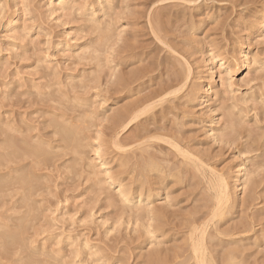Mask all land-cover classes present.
I'll return each mask as SVG.
<instances>
[{"label":"rangeland","instance_id":"obj_1","mask_svg":"<svg viewBox=\"0 0 264 264\" xmlns=\"http://www.w3.org/2000/svg\"><path fill=\"white\" fill-rule=\"evenodd\" d=\"M77 5L65 14L56 12L50 0H0V264H196L191 236L211 218L214 197L205 176L210 171L228 182L231 199L223 217L206 228L210 258L216 264H264V31L252 30L264 0H77ZM92 18L100 22L93 25ZM222 62L234 70L231 79L219 71ZM131 71L142 75L129 79ZM165 91L168 99L158 103ZM141 104L153 105L148 120H140L141 129L138 124L135 131L118 133L112 117L139 110ZM60 123L62 132L56 129ZM76 125L87 128L83 138ZM68 126L84 139L75 142L85 152L75 142L74 152L64 139ZM154 136L164 138L155 144ZM16 143L26 148L16 149ZM41 145L47 146L46 155ZM36 146L41 157L33 156L40 154ZM96 150L112 180L101 172ZM38 157L37 163L46 157V168L34 162ZM243 162L247 169L240 178ZM113 181L125 192L131 185L127 192L135 198L153 194L156 214L123 205Z\"/></svg>","mask_w":264,"mask_h":264},{"label":"bare ground","instance_id":"obj_2","mask_svg":"<svg viewBox=\"0 0 264 264\" xmlns=\"http://www.w3.org/2000/svg\"><path fill=\"white\" fill-rule=\"evenodd\" d=\"M58 1V5H56L55 4V0H50V2H51V6L52 5H56L55 7H53V8H55V11L57 12V11H60V12H64L65 14H66V11H68V9H70L71 10V8H76V7H78V5H77V0H56V2ZM108 3V2H107ZM112 3H113V1H112ZM111 5V4H110ZM109 6V5H108ZM26 7V6H25ZM90 7V6H89ZM111 7V6H110ZM2 8V7H1ZM27 10V9H26ZM48 10V9H47ZM54 10V9H53ZM69 10V11H70ZM106 10V9H105ZM116 10V9H115ZM109 11V10H108ZM18 12V11H17ZM75 12V11H74ZM26 13H28V12H26ZM68 13V12H67ZM98 13V12H97ZM112 13V12H111ZM122 13V12H121ZM74 14V13H73ZM82 14V13H81ZM80 15V14H79ZM73 16H75V15H73ZM79 17V16H78ZM91 18V17H90ZM107 18H108V16H107ZM13 19V18H12ZM11 19V21H10V25H13V23H15L14 22V20H12ZM97 19V18H96ZM105 19V18H104ZM115 19V18H114ZM121 19V18H120ZM89 20V19H88ZM91 20V19H90ZM90 22V21H89ZM98 22H100V21H98ZM98 22L95 20V19H93L92 18V24L93 25H97L98 24ZM111 22V21H110ZM9 23V22H8ZM90 23V24H91ZM107 23V22H106ZM152 23V22H151ZM17 24V23H16ZM86 24V23H85ZM93 25H92V27H93ZM98 26H100V25H98ZM98 26H95V27H97L98 28ZM253 27H252V30L255 32L256 30H261V31H264V9H263V11H261V13L257 16V21H256V23H254L253 25H252ZM94 27V28H95ZM106 28H107V26H105ZM89 28H90V26H89ZM89 28L87 29V31H89ZM94 28H93V30H94ZM103 28H104V26H103ZM106 28H104L105 29V32L106 33H108V36H104V37H108V39H109V32H107V29ZM102 29V28H101ZM100 29V30H101ZM104 29H103V31H102V33L104 32ZM83 30V29H82ZM92 30V29H91ZM98 30V29H97ZM109 31V30H108ZM124 34V33H123ZM103 35V34H102ZM113 36V35H112ZM112 36H110V37H112ZM102 38H103V36H102ZM107 39V38H106ZM111 40V39H110ZM114 40V39H113ZM99 41H100V39H99ZM108 41V40H107ZM122 41V40H121ZM92 43V42H91ZM113 43V42H112ZM97 44H98V42H97ZM91 45V44H90ZM100 45H101V43H100ZM107 45V44H106ZM93 46H95V43H94V45ZM111 46V45H110ZM92 47V46H91ZM96 47V46H95ZM101 47V46H100ZM106 47V46H105ZM109 47V46H108ZM82 49V48H81ZM100 49H102V48H100ZM82 50H84V49H82ZM92 50V49H91ZM105 50V49H104ZM109 50V49H108ZM120 50V49H119ZM80 51V50H79ZM98 52H100V50H98ZM104 52V51H103ZM116 52V51H115ZM114 52V53H115ZM119 52V51H118ZM69 53V52H68ZM109 53V52H108ZM243 54V53H242ZM85 55H87V54H85ZM72 56V55H71ZM70 56V57H71ZM82 55L80 54V57H81ZM104 56H105V54H104ZM109 56V55H108ZM221 56V55H220ZM97 57H98V60H100V56H98V54H97ZM223 57V56H222ZM104 58V57H103ZM220 58V57H219ZM224 58V57H223ZM105 59H108V58H106L105 57ZM244 60L242 61V66H241V68H242V70L243 71H246V69H244V68H246L247 67V62H248V60H247V54H246V52L244 53V58H243ZM92 60H94V58L92 59ZM97 60V59H96ZM211 60V59H210ZM209 60V61H210ZM102 61V60H101ZM100 61V62H101ZM116 61V60H115ZM81 62V61H80ZM91 62V61H90ZM103 62H105V61H103ZM213 62V61H212ZM86 63V62H85ZM101 64V63H100ZM106 64H107V62H106ZM126 64V63H125ZM88 65V64H87ZM118 65V64H117ZM150 65V64H149ZM148 65V66H149ZM163 65V64H162ZM94 66H98V65H96V63H94ZM104 66H105V63H104ZM103 67V66H102ZM113 67V66H112ZM120 67V66H119ZM45 68V67H44ZM97 68V67H96ZM104 68V67H103ZM106 68V67H105ZM108 68V67H107ZM116 68V67H115ZM144 68V67H143ZM98 69V68H97ZM148 69V68H147ZM168 69V68H167ZM98 70H100V69H98ZM97 70V71H98ZM109 70V69H108ZM118 70V69H117ZM139 70H141L140 68H139ZM138 70V71H139ZM151 70V69H150ZM211 70V69H210ZM225 71L226 72V74L225 75H227L228 74V77L231 79V77L233 76V75H235L234 73V70H230V69H227V67H226V63L225 62H222L220 65H219V71ZM240 70V69H239ZM45 71V70H44ZM43 71V72H44ZM91 71V70H90ZM107 71V70H106ZM112 71V70H111ZM137 71V70H136ZM142 71V70H141ZM141 71H140V73H141ZM147 71V70H146ZM103 72V74H104V71H102ZM108 72H110V71H108ZM116 72V71H115ZM143 73H144V71H142ZM151 72V71H150ZM46 72H44V74H45ZM54 73V72H53ZM94 73V72H93ZM107 73V72H106ZM131 73H133V75H131V77H127V78H129V79H133L134 77H136V76H141L142 74H140V75H134V71L132 72L131 71ZM146 73V72H145ZM56 74V73H55ZM102 74V75H103ZM115 74V73H114ZM136 74V73H135ZM138 74V73H137ZM147 74V73H146ZM150 74V73H149ZM220 74V73H219ZM47 75V74H46ZM121 75V74H120ZM128 75V74H127ZM130 75V74H129ZM148 75V74H147ZM42 76H44V75H42ZM52 76V75H51ZM83 76V75H82ZM122 76V75H121ZM125 75H123V77H124ZM133 76V77H132ZM46 76H44V78H45ZM43 78V79H44ZM58 78V77H57ZM115 78V77H114ZM121 78V77H120ZM140 78L141 77H139V79H138V77L136 78L137 79V82H138V80H140ZM143 80L145 79V76H144V74H143ZM141 78V79H142ZM148 78V77H147ZM228 78V79H229ZM83 79V78H82ZM162 79V78H161ZM213 79V78H212ZM123 80V79H122ZM134 80H135V78H134ZM175 80V79H174ZM187 80V79H186ZM215 80V79H214ZM49 81V80H48ZM52 81V80H51ZM115 81V80H114ZM121 81V80H120ZM141 81V80H140ZM164 81V80H163ZM179 81V80H178ZM209 81V80H208ZM47 82V81H46ZM58 82V81H57ZM144 82V81H143ZM171 82V81H170ZM223 82V81H222ZM224 82H225V80H224ZM118 83H119V81H118ZM121 83V82H120ZM122 83H123V81H122ZM132 84L134 83V84H136V81L134 82L133 80H132V82H131ZM186 83V82H185ZM50 84V83H49ZM124 84V83H123ZM128 84V83H127ZM139 84V83H138ZM168 84V83H167ZM180 84V83H179ZM119 85V84H118ZM117 85V86H118ZM165 85V84H164ZM185 85H187V84H185ZM197 85V84H196ZM227 85V84H226ZM54 86V85H53ZM65 86H66V84H65ZM129 86H130V84H129ZM166 86V85H165ZM168 86V85H167ZM173 86V85H172ZM228 86V85H227ZM168 87H170V86H168ZM178 87V86H177ZM186 87V86H185ZM224 87V86H223ZM226 87V86H225ZM39 88V87H38ZM118 88V87H117ZM125 88V87H124ZM171 88V87H170ZM160 89H163V88H160ZM165 89H166V87H165ZM175 89V88H174ZM205 89V88H204ZM217 89V88H216ZM37 91L39 90V89H36ZM67 90V89H66ZM167 90V89H166ZM168 90H169V88H168ZM167 90V91H168ZM184 90V89H183ZM57 91V90H56ZM132 91V90H131ZM161 91V90H160ZM210 91V90H209ZM59 92H60V89H59ZM68 92V91H67ZM175 92H176V90H175ZM206 92V91H205ZM236 92V91H235ZM44 93V92H43ZM160 93V92H159ZM168 93V92H167ZM172 93V92H171ZM208 93V92H207ZM217 94H218V92H216ZM230 93V92H229ZM59 94V93H58ZM211 94V93H210ZM41 95V94H40ZM63 95V94H62ZM148 95H149V93H148ZM163 95V96H162ZM162 95H160L159 94V96L157 97L158 98V103H162L163 104V102H166V100L168 99H165L169 94H166V91L162 94ZM174 95V94H173ZM234 95V94H233ZM80 96V95H79ZM147 96V95H146ZM171 96H172V94H171ZM176 96V95H175ZM59 97V96H58ZM150 97V96H149ZM161 97V98H160ZM212 97V96H211ZM236 97V96H235ZM98 98V97H97ZM104 98V97H103ZM160 98V99H159ZM170 98H172V97H170ZM233 98V97H232ZM42 99V98H41ZM156 99V98H155ZM51 100H52V98H51ZM64 100V99H63ZM105 100V99H104ZM108 100H109V98H108ZM141 100H143V99H141ZM145 100H148V99H145ZM150 100V99H149ZM149 100H148V102H149ZM170 100V99H169ZM236 100V99H235ZM50 101V100H49ZM54 101V100H53ZM52 101V102H53ZM62 101V100H61ZM151 101H153V102H150V103H153V104H155V103H157V102H155V100H151ZM233 101H234V99H233ZM237 101V100H236ZM64 102V101H63ZM96 102V101H95ZM134 102V101H133ZM136 102V101H135ZM139 102V101H138ZM155 102V103H154ZM207 102V101H206ZM59 103V102H58ZM57 103V104H58ZM75 103V102H74ZM83 103V102H82ZM140 103H142V102H140ZM147 103V102H146ZM60 104V103H59ZM67 104V103H66ZM86 104V103H85ZM132 104V103H131ZM135 104V103H134ZM167 104V103H166ZM75 105V104H74ZM84 105V104H83ZM144 105V104H143ZM201 105V104H200ZM241 105V104H240ZM135 106H137L136 104L134 105V107ZM141 106H142V104H141ZM168 106V105H167ZM236 106V105H235ZM56 107V106H55ZM62 107V106H61ZM66 107V106H65ZM84 107H86V106H84ZM133 107V108H134ZM150 107H153V105L152 104H150V105H148V106H142V108L141 109H139V110H136V108H134V109H132V112H129L128 111V113L127 112H124V113H126V114H118L117 116H115L114 115V117H112V118H114L113 119V128H115L116 129V131H119L118 133H120V132H124V133H127V132H129L130 130H132V128H134V131L136 130L135 129V125H138L139 124V126H140V120L142 121V118L144 117L145 118V115L148 113V110H149V108ZM64 108V107H63ZM237 108V107H236ZM53 109V108H52ZM94 109V108H93ZM92 109V110H93ZM110 109V108H109ZM129 109H130V107H129ZM231 109V108H230ZM96 110V109H95ZM107 110V109H106ZM126 110V109H125ZM124 110V111H125ZM62 111H64L65 112V110H62ZM150 111H151V109H150ZM149 111V112H150ZM157 111V110H156ZM93 112V111H92ZM103 112V111H102ZM110 112V111H109ZM122 112V111H121ZM229 112H232V111H228V113ZM235 112V111H234ZM54 113V112H53ZM88 113V112H87ZM105 113V112H104ZM118 113V112H117ZM152 113V112H151ZM157 113V112H156ZM65 113H63V115H64ZM90 114V113H89ZM91 114H94V112L93 113H91ZM52 115V114H51ZM66 115V114H65ZM83 115H85V114H83ZM102 115H104V114H102ZM106 115V114H105ZM149 115V114H148ZM230 115V114H229ZM85 116H87V115H85ZM92 116V115H91ZM90 116V117H91ZM107 116V115H106ZM113 116V115H112ZM54 117V116H53ZM66 117H68L67 115L65 116V118ZM98 117H100V116H98ZM103 118L105 117V116H102ZM109 117H111V116H109ZM163 117V116H162ZM63 116H62V119H63V121H64V119H65ZM85 118H87V117H85ZM92 118H94V117H91L90 118V120L92 119ZM143 118V119H144ZM243 118V117H242ZM59 119V118H58ZM62 119H61V121H62ZM83 119V118H82ZM82 119H80V120H82ZM96 119H97V116H96ZM107 119V118H106ZM145 119H147V118H145ZM154 119V118H153ZM69 120V122H68V125L69 124H72V122H70V120L71 119H68ZM87 120H89L88 118H87ZM97 120H100V118H98ZM105 120V119H104ZM107 120H109V119H107ZM148 120V119H147ZM212 120V119H211ZM48 121V120H47ZM84 121V120H83ZM100 121H102V120H100ZM112 121V120H111ZM151 121H154V120H152L151 119ZM54 122V121H53ZM57 122V121H56ZM79 122V121H78ZM85 122V121H84ZM109 122V121H108ZM143 122H144V120H143ZM58 123L59 122H57L56 123V125H58ZM61 123H63L64 124V122H61ZM60 123V128H56V129H61L62 127H64V126H62L61 127V125H63V124H61ZM149 123H150V120H149ZM152 123V122H151ZM230 123V122H229ZM234 123V122H233ZM48 124H49V122H48ZM98 124H100L101 125V123H98ZM102 124H103V121H102ZM148 124V123H147ZM154 124V123H153ZM73 125H74V123L71 125V129H73ZM146 125V124H145ZM150 125H152V124H150ZM149 125V126H150ZM155 125V124H154ZM238 125V124H237ZM14 126V125H13ZM45 126H46V124H45ZM77 126V129H76V133H77V130L78 129H80V128H78V125H76ZM85 126H87V125H85ZM230 126V125H229ZM234 126H236V124H234ZM29 127V126H28ZM227 127V126H226ZM237 127V126H236ZM236 127H234V128H236ZM15 128V127H14ZM17 128V127H16ZM49 128H51V127H49ZM68 129L67 130H64V132L62 133L63 134V137H64V139L68 142V143H70V144H72V146L74 145V142L78 139L79 140V142L80 141H82V142H80L81 144H83V140L79 137H76V133H74L75 131V129L74 130H72V131H70L69 129V126L67 127ZM83 128H85L84 127V125H83V127H82V130H84ZM147 128L149 129V127L147 126ZM8 128L6 127V130H7ZM25 129V128H24ZM48 129V128H47ZM56 129H54L53 131H55ZM86 129L87 128H85V131H86ZM110 129H111V127H110ZM139 129H141V126H140V128ZM148 129H146V130H148ZM230 129V128H229ZM231 129H233L232 128V125H231ZM230 129V130H231ZM59 130H57V131H59ZM81 129H80V133H82V132H84V131H82ZM144 130H145V128H144ZM18 131H20L19 129H18ZM26 131V130H25ZM61 131V130H60ZM101 131V130H100ZM110 131V130H109ZM113 131V130H112ZM115 131V130H114ZM225 131V130H224ZM3 132V131H2ZM62 132V131H61ZM139 132H140V130H139ZM147 132H149V131H147ZM226 132V131H225ZM227 132H228V130H227ZM233 132V131H232ZM231 132V135L233 134V133H235V132H233L232 133ZM24 133H27V132H24ZM29 133V132H28ZM27 133V134H28ZM30 133H32V132H30ZM54 133H57L59 136L58 137H60V135H61V133L59 134V132H54ZM98 133H100V132H98ZM113 133V132H112ZM117 133V132H116ZM156 133H158L157 131H156ZM223 133V132H222ZM9 134V133H8ZM13 134H15V133H13ZM53 134V133H52ZM121 134V133H120ZM142 134H143V132H142ZM150 134V133H149ZM161 134V133H160ZM226 134V133H225ZM228 134H230V133H228ZM19 135H21L22 136V134L19 132ZM31 135V134H30ZM29 134H28V136H30ZM81 135V134H80ZM79 135V136H80ZM101 135V134H100ZM114 135V134H113ZM138 135H139V133H138ZM137 135V136H138ZM144 135V134H143ZM13 136V135H12ZM21 136H20V138H21ZM40 136V135H39ZM55 138H56V135L54 134L53 135ZM62 136V135H61ZM82 138H83V133H82ZM115 136V135H114ZM145 136V135H144ZM162 136H163V133H162ZM222 136V135H221ZM36 137H38V136H36ZM36 137H35V139H36ZM138 137H142V136H138ZM6 137L4 136V139H5ZM22 138H24V137H22ZM21 138V139H22ZM28 138V137H27ZM26 138V139H27ZM40 138V140H41V137H39ZM39 138H38V140H39ZM62 138V137H61ZM60 138V139H61ZM162 138H164V137H161V138H159L158 136L156 137V136H154L153 138H151V141H152V143H155V142H157V141H160V140H163ZM16 139V138H15ZM30 139V138H29ZM58 139V138H57ZM63 139V140H64ZM94 139V138H93ZM135 139V138H134ZM14 140V139H13ZM19 140V139H18ZM23 140V139H22ZM55 140V139H54ZM169 140V139H168ZM34 141V140H33ZM42 141V140H41ZM57 141V140H56ZM86 141V140H85ZM172 141H174V140H172ZM16 142H17V140H16ZM38 141H36V143H37ZM45 142V141H44ZM43 142V143H44ZM58 142V141H57ZM56 142V143H57ZM60 142V141H59ZM58 142V143H59ZM61 142H62V140H61ZM101 142V141H100ZM145 142H146V140H145ZM144 142V143H145ZM165 142V141H164ZM171 142V141H170ZM22 143V142H21ZM26 143V142H25ZM31 143V142H30ZM34 143V142H33ZM36 143H34L35 145H36ZM40 143V142H39ZM49 143H51V142H49ZM76 143V142H75ZM142 143V142H141ZM147 143V142H146ZM159 143V142H158ZM160 143H162V142H160ZM32 144V143H31ZM41 144V143H40ZM48 144V143H47ZM62 144V143H61ZM64 144V143H63ZM63 144H62V146H63ZM79 143H76V146H77V148H78V146L79 145H81V144H79ZM114 144V143H113ZM156 144V143H155ZM174 144V143H173ZM6 145V144H5ZM18 143H16V145H14L15 147H16V149H17V147L20 145H18ZM25 145V144H24ZM21 146L20 145V147L21 148H26L25 146ZM53 145H54V143H53ZM52 145V146H53ZM59 145H60V143H59ZM69 145V144H68ZM98 145H100V144H98ZM102 145V144H101ZM100 145V146H101ZM139 145V144H138ZM149 146H150V144H148ZM158 145V144H157ZM177 145V144H176ZM7 146V145H6ZM13 145H12V147L13 148H15ZM38 146H39V144H38ZM43 146H45V145H41V148L43 149ZM51 146V145H50ZM57 146H58V144H57ZM72 146H71V149H72ZM81 146H83V145H81ZM152 146V145H151ZM171 146V145H170ZM60 147V146H59ZM58 147V149H61V148H59ZM80 147V146H79ZM88 147V146H87ZM98 147V146H97ZM122 147V146H121ZM133 147V146H132ZM161 147V146H160ZM11 148V147H10ZM19 148V147H18ZM37 150H36V149ZM34 149H35V151H37V153L40 151L42 154L44 153L45 155H46V153L45 152H48V151H46V149L45 148H47V146L44 148L45 149V151H44V149H43V151H41L42 149H40L39 150V147H35ZM49 148V147H48ZM57 148V147H56ZM62 148H65V149H67V150H65V149H62V151L64 152V153H66V151H68V147L64 144V146L62 147ZM73 148H74V146H73ZM82 147H80V148H78V150H79V152H80V150H82L81 149ZM98 148H100V147H98ZM134 148V147H133ZM29 149H30V147H29ZM32 150L31 151H33V148H31ZM51 149H53V148H51ZM70 149V150H71ZM101 149H102V147H101ZM123 149V147L121 148V150ZM172 149V148H171ZM6 150V149H5ZM13 150V149H12ZM11 150V151H12ZM19 150H22V149H20L19 148ZM39 150V151H38ZM54 150V149H53ZM53 150H51V151H53ZM137 150V149H136ZM163 150V149H162ZM4 151V150H3ZM16 151V150H15ZM25 151V150H24ZM23 151V152H24ZM57 151V149H55V151H53V152H56ZM77 152V150L74 148V152ZM84 150H82L81 152H83ZM129 151V150H128ZM149 151V150H148ZM180 151L182 152V149L180 148ZM14 152V151H13ZM39 152V153H40ZM71 153H72V150L70 151ZM85 152V151H84ZM123 152V151H122ZM126 152V151H125ZM136 152V151H135ZM10 153V152H9ZM8 153V154H9ZM16 153V152H15ZM15 153H13V154H11L10 156H12V155H15ZM20 154L21 153V151H19V152H17V154ZM36 152H34V155L33 156H35V155H37V156H39V155H41V153L40 154H35ZM61 153V152H60ZM60 153H58V154H60ZM64 153H61V154H64ZM94 153H97V150H96V152H94ZM100 153H101V150H100ZM23 154V153H22ZM57 153H55V155H54V153H53V155H54V157L56 156V155H58ZM79 155H78V157L80 156V153H78ZM89 154V153H88ZM181 154V153H180ZM26 155H27V152H26ZM52 155V156H53ZM70 155H72V154H70ZM73 155H76L75 153L73 154ZM179 155V154H178ZM187 155V154H186ZM185 155V156H186ZM192 155V154H191ZM18 156V155H17ZM30 156H31V152H30V150H29V153H28V157L27 156H23V158L24 157H27V158H29L30 159ZM59 157H60V155H58ZM65 156V154L63 155V156H61L62 158ZM97 156H98V160H96V161H99L98 163H100V166H101V172H103L105 175H106V177L108 178V180H112V177L110 176L111 174H109V172H110V170L108 171V169H107V164H106V162H105V159H104V157H103V155H101V154H98L97 153ZM96 156V157H97ZM183 156H184V154H183ZM14 157V156H13ZM36 157V156H35ZM39 157H41V156H39ZM34 158L35 159V163H37L36 162V160L38 159V161H40L39 159L40 158ZM48 157V156H47ZM57 157V156H56ZM187 157V159L188 158H190L191 156H190V154H189V157L188 156H186ZM6 158V157H5ZM7 158H8V156H7ZM6 158V159H7ZM46 158V157H45ZM45 158H44V161H43V158H42V162H43V166H45V164H47V161L45 160ZM86 158V157H85ZM1 159V158H0ZM3 159V158H2ZM29 159H25V160H29ZM48 159V158H47ZM51 159H52V157H51ZM55 159V158H54ZM53 159V160H54ZM148 159V158H147ZM184 159H186V158H184ZM12 160V159H11ZM52 160V161H53ZM87 160V159H86ZM135 160V159H134ZM155 160V159H154ZM167 160V159H166ZM169 160V159H168ZM189 161H191V158L190 159H188ZM10 161V160H9ZM16 161V160H15ZM22 160H20L19 159V163H23V161L21 162ZM49 161H51V160H49ZM143 161V160H142ZM141 161V162H142ZM188 161V162H189ZM42 162H39V163H42ZM45 162V163H44ZM84 162V161H83ZM87 162V161H86ZM162 162V161H161ZM182 162V161H181ZM186 162V161H185ZM187 162V163H188ZM196 162H197V160H196ZM201 162V161H200ZM7 163H9V162H7ZM7 163H6V165H7ZM11 163V162H10ZM39 163H37V166L39 167ZM78 163V162H77ZM130 163V162H129ZM128 163V164H129ZM146 163H147V161H146ZM167 163V162H166ZM187 163H186V165H187ZM191 162H189V166L192 164H190ZM193 163H194V161H193ZM3 164V163H2ZM139 164V163H138ZM174 164V163H173ZM198 165L200 164V163H197ZM13 165V163L11 164V166ZM16 165V164H15ZM20 165V164H19ZM30 165V164H29ZM48 165V164H47ZM80 165V164H79ZM153 165V164H152ZM4 166V165H3ZM10 165H8V167H9ZM14 166V165H13ZM21 166V165H20ZM36 166V165H35ZM36 166V167H37ZM41 166V165H40ZM73 166V165H72ZM76 166V165H75ZM154 166V165H153ZM152 166V167H153ZM194 166V165H193ZM5 167V166H4ZM14 167H17V166H14ZM14 167H12L13 169H14ZM24 168H25V171H26V166H23ZM47 166H45V168H46ZM79 167V166H78ZM77 167V168H78ZM151 167V168H152ZM159 167V166H158ZM192 167V166H191ZM190 167V168H191ZM200 167H201V165H200ZM28 168V167H27ZM40 168V167H39ZM99 169H100V167H98ZM143 168V167H142ZM154 168V167H153ZM156 168V167H155ZM196 168H198V167H196ZM240 169H239V177L240 178H242V176L244 175V173L246 172V169H247V165H246V163L245 162H243L242 163V165H241V167H239ZM5 169V168H4ZM12 169V170H13ZM17 169V168H16ZM15 169V170H16ZM23 169V168H22ZM38 169V168H37ZM81 169V168H80ZM186 169V168H185ZM29 170V169H28ZM31 170V169H30ZM33 170V169H32ZM84 170V169H83ZM96 170V169H95ZM155 170V169H154ZM157 170V169H156ZM189 170V169H188ZM187 170V171H188ZM198 170H200L199 168L198 169H196V171L199 173V171ZM172 171V170H171ZM202 171V170H201ZM210 171V170H209ZM4 172V171H3ZM9 171H6V173H8ZM12 172V171H11ZM15 171L13 170V173H14ZM33 172H34V170H33ZM100 172V174H102ZM113 172V171H112ZM141 172V171H140ZM143 172V171H142ZM158 172V171H157ZM156 172V173H157ZM165 172V171H164ZM179 172V171H178ZM203 172V171H202ZM5 173V174H6ZM82 173V172H81ZM111 173V172H110ZM193 173V172H192ZM196 173V172H195ZM248 173V172H247ZM9 174V173H8ZM16 174H18L17 173V171H16ZM19 174H21L20 172H19ZM69 174V173H68ZM94 174V173H93ZM159 174V173H158ZM162 174V173H161ZM203 174V173H202ZM206 174V175H205ZM204 175L205 176H207V186L209 187V191H211L212 193H213V199H214V205H213V210H212V212H211V218H210V221L203 227L202 226V228H197V227H195L196 229H194V231H193V233H192V236H191V250H192V255H193V257H194V260L196 261V264H216V262L215 263H213L214 261H213V259H212V256H211V258H210V256H209V251H208V249H207V246H206V235L208 234L207 233V230H206V228L208 227V225H210L211 223H213V222H215V221H217V219L218 218H220V217H223V215H224V212L227 210V207H229L228 205H229V203H230V190H229V186H228V182L226 183L225 182V180L223 179V176L221 177H219V176H217L216 175V173L215 172H212V171H210L209 172V176L210 177H208V175H207V173H205ZM0 175H1V173H0ZM11 175V174H10ZM10 175L8 176V177H10ZM15 175V174H14ZM105 175H102V177L104 176L105 177ZM140 175V174H139ZM169 175H170V173H169ZM1 176H3V175H1ZM17 176V175H16ZM15 176V177H16ZM21 176V175H20ZM32 174H31V176L29 175L27 178H29V179H31L32 178ZM98 176H100V175H98ZM97 176V177H98ZM204 176V177H205ZM6 177H7V174H6ZM12 177V176H11ZM14 177V176H13ZM14 177V178H15ZM105 177V178H106ZM152 177V176H151ZM3 178H5V176L3 177ZM20 178V177H19ZM165 178V177H164ZM0 179H2V177L0 178ZM10 179H12L11 180V182H13L14 180H13V178H10ZM9 179V180H10ZM15 179H18V178H15ZM21 179V178H20ZM19 179V180H20ZM125 179V178H124ZM146 179V178H145ZM204 179V178H203ZM202 179V180H203ZM27 181H28V179H26ZM34 180V179H33ZM36 180V179H35ZM103 180H104V178H103ZM103 180H101V179H98L97 181H99L98 183H101ZM113 180H115L116 181V179L114 178ZM126 180V179H125ZM16 181V180H15ZM21 181V182H20ZM19 181V184H22V180H20ZM30 181H32V180H29V182H27V184L29 185L30 184ZM96 181V180H95ZM101 181V182H100ZM140 181V180H139ZM142 181V180H141ZM204 181H206L205 179H204ZM249 181H251V179H249ZM6 182V181H5ZM17 182V181H16ZM15 182V183H16ZM37 181H35V183H36ZM86 182V181H85ZM88 182V181H87ZM252 182V181H251ZM3 185H4V183H3V181L1 182ZM108 183V182H107ZM107 183H105L104 182V184H107ZM122 183V182H121ZM130 183V182H129ZM138 183V182H137ZM206 183V182H205ZM250 183V182H249ZM6 184V183H5ZM32 184V183H31ZM111 184V183H110ZM110 184H109V186H110ZM114 184H116V182H112V185H114ZM123 184V183H122ZM248 184V183H247ZM28 185L27 186H25V185H22V186H24V187H28ZM86 185V184H85ZM111 185V186H112ZM116 185H118V190L116 191V193L120 196L118 199H121V202H122V204L124 203V204H126V205H133V207L134 208H136L137 210H141V212L143 213V211L142 210H147V215L149 214V215H151V216H153L152 214H156V210H154L153 211V208H155L156 206V204L155 205H152V202L150 201V199H151V197L153 196V194L152 195H148V196H146V195H144L145 193H143L144 191H146V190H142V193L143 194H140L138 197L136 196V198L135 197H133L132 196V194H131V192L129 193V192H127L128 191V189H131L130 187H131V185H130V187L128 188V186H127V191L125 192L124 190H123V187H122V185L120 184V183H118V184H116ZM134 185V184H133ZM249 185V184H248ZM13 186V185H12ZM31 186V185H30ZM29 186V187H30ZM108 186V185H107ZM124 186V185H123ZM136 186V185H135ZM243 186V185H242ZM245 186V185H244ZM15 187H17V186H15ZM18 187H19V185H18ZM207 187V188H208ZM5 188V187H4ZM23 188V187H22ZM33 188V187H32ZM49 188V187H48ZM116 188V187H115ZM142 188H145L144 186L142 187ZM146 188H147V186H146ZM145 188V189H146ZM247 188V187H246ZM12 189V188H11ZM19 189H21V188H19ZM18 189V190H19ZM101 189V188H100ZM112 189V188H111ZM110 189V190H111ZM124 189H125V187H124ZM150 189V188H149ZM9 190H10V188H9ZM16 190V189H15ZM28 190V189H27ZM30 190H32V189H30ZM126 190V189H125ZM103 191V189L101 190V192ZM150 191V190H149ZM156 191H157V189H156ZM10 192H11V190H10ZM111 192V191H110ZM113 192V191H112ZM133 192V191H132ZM147 193V192H146ZM157 193V192H156ZM14 194H16L15 193V191H14ZM28 194V193H27ZM97 194V193H96ZM148 194H149V192H148ZM168 194V193H167ZM18 195V194H17ZM26 195V194H25ZM30 195V194H29ZM106 195V194H105ZM157 196V195H156ZM211 196V195H210ZM19 197V196H18ZM26 197V196H25ZM29 198V197H28ZM27 198V199H28ZM32 198V197H31ZM114 198V197H113ZM166 198V197H165ZM154 199V198H153ZM153 199H151V200H153ZM93 200V199H92ZM166 200H168V199H166ZM14 201V200H13ZM26 201V200H25ZM17 202H18V200H17ZM8 203V202H7ZM113 203V202H112ZM116 203V202H115ZM119 203V202H118ZM155 203V202H154ZM153 203V204H154ZM166 203H167V201H166ZM2 204V203H1ZM14 204H16V203H14ZM123 204V205H124ZM171 204V203H170ZM18 205V204H17ZM16 205V206H17ZM25 205H26V203H25ZM113 205V204H112ZM116 205H117V203H116ZM2 206H4V205H2ZM152 206H155V207H153L152 208ZM212 206V205H211ZM11 207V206H10ZM19 207V206H18ZM27 207V206H26ZM125 207V206H124ZM208 207H209V205H208ZM1 208V207H0ZM14 208V207H13ZM21 208V207H20ZM113 208V207H112ZM116 208V207H115ZM230 208V207H229ZM19 209V208H18ZM117 209V208H116ZM121 209V208H120ZM135 209V210H136ZM211 209V208H210ZM26 210V209H25ZM119 210V209H118ZM123 210V209H122ZM125 210L126 209H124V213H125ZM136 210V211H137ZM10 211H12V210H10ZM32 211V210H31ZM129 211V210H128ZM209 211V210H208ZM140 212V213H141ZM133 213V212H132ZM135 213V212H134ZM137 213V212H136ZM140 213L139 214H137V215H140ZM142 213H141V215L140 216H142ZM226 213V212H225ZM121 214H122V212H121ZM18 215V214H17ZM122 215H124V214H122ZM129 215L130 214H128V217H129ZM131 215H133V214H131ZM136 215V214H135ZM125 216H127L126 214H125ZM146 216V215H145ZM144 216V217H145ZM132 218L134 217V216H131ZM138 217V216H137ZM137 217H135V218H137ZM146 217H148V216H146ZM163 217V216H162ZM120 218H121V216H120ZM124 218V217H123ZM142 218V217H141ZM141 218H139L140 220H142ZM152 218V217H151ZM154 218V217H153ZM164 218V217H163ZM19 219V218H18ZM122 219V218H121ZM130 219V218H129ZM150 219V218H149ZM155 219V218H154ZM126 220H128L127 218H126ZM138 220V219H137ZM150 220H152V219H150ZM150 220H149V222H150ZM163 220V219H162ZM11 221V220H10ZM130 221V220H129ZM219 221V220H218ZM120 222V221H119ZM128 222V221H127ZM138 222H140V221H138ZM148 222V221H147ZM131 223V222H130ZM151 223H153L152 221H151ZM161 223V222H160ZM215 224H216V222H215ZM145 225H146V223H145ZM155 225H157V223L155 224ZM198 225V224H197ZM136 226H137V224H136ZM149 227L151 226L150 224L148 225ZM213 226V225H212ZM216 226V225H215ZM214 226V227H215ZM21 227V226H20ZM149 227H147L148 228V231L152 228V226H151V228H149ZM201 227V226H200ZM211 227V226H210ZM6 228H7V226H6ZM138 228V227H137ZM140 228V227H139ZM209 228V227H208ZM4 229V228H3ZM2 229V230H3ZM16 229V228H15ZM190 229V228H189ZM8 230V229H7ZM6 230V231H7ZM18 230V229H17ZM21 229H19V232H21L20 231ZM211 230V229H210ZM218 230V229H217ZM151 231V230H150ZM189 231V230H188ZM190 231H192L191 229H190ZM221 231V230H220ZM10 232V231H9ZM24 232V231H23ZM1 233V232H0ZM12 233V232H11ZM14 233V232H13ZM146 233V232H145ZM149 233V232H148ZM2 234V233H1ZM150 234V233H149ZM148 234V235H149ZM14 235V234H13ZM12 236V235H11ZM210 235H208L207 236V238L209 237ZM8 237H10V236H8ZM19 237V236H18ZM150 237H151V235H150ZM155 237V236H154ZM217 237H219V236H217ZM2 238V237H1ZM0 238V239H1ZM156 239V238H155ZM6 240H7V238H6ZM16 240V242H17V238L15 239ZM25 240V239H24ZM10 241H12V240H10ZM13 242V241H12ZM209 242V241H208ZM5 243L6 242H4V245H5ZM22 242H20V244H21ZM24 243V242H23ZM16 244V243H15ZM207 244H209V243H207ZM17 245V244H16ZM186 246V245H185ZM2 247V246H1ZM5 247V246H4ZM3 247V248H4ZM10 247H8V249H9ZM184 249H186V248H184ZM6 250V249H5ZM187 251V250H186ZM188 252V251H187ZM187 252H185V253H187ZM96 253V252H95ZM156 253V252H155ZM229 254V253H228ZM6 255V254H5ZM93 255V254H92ZM96 255V254H95ZM98 255V254H97ZM156 255V254H155ZM230 255V254H229ZM7 256H8V254H7ZM176 256H177V254H176ZM77 257V256H76ZM101 257V256H100ZM7 258V257H6ZM157 258V257H156ZM213 258H214V256H213ZM216 258V257H215ZM103 259V258H102ZM160 259V258H159ZM212 259V260H211ZM224 259V258H223ZM226 259V258H225ZM235 259V258H234ZM233 259V260H234ZM7 260V259H6ZM154 260H155V258H154ZM157 260V259H156ZM161 260H163L162 258H161ZM160 260V261H161ZM1 261V260H0ZM20 261V260H19ZM156 262V261H155ZM164 262V261H163ZM183 262V261H182ZM191 262V261H190ZM218 262V261H217ZM224 262V261H223ZM236 262V261H235ZM234 262V263H235ZM19 263V262H18ZM152 263H153V261H152ZM151 263V264H152ZM162 263V262H161ZM164 263H167V261L166 262H164ZM173 263H174V261H173ZM183 263H185V262H183ZM227 263V262H226ZM8 264H9V262H8ZM170 264H172L171 262H170ZM228 264V263H227ZM231 264V263H230ZM235 264H237V263H235Z\"/></svg>","mask_w":264,"mask_h":264}]
</instances>
